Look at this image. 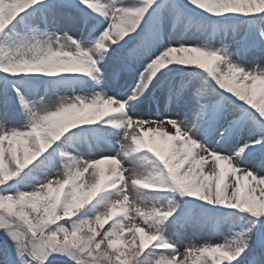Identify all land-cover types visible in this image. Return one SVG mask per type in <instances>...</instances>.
<instances>
[{"label":"snow or ice","instance_id":"snow-or-ice-1","mask_svg":"<svg viewBox=\"0 0 264 264\" xmlns=\"http://www.w3.org/2000/svg\"><path fill=\"white\" fill-rule=\"evenodd\" d=\"M261 185L264 0H0V264H264Z\"/></svg>","mask_w":264,"mask_h":264},{"label":"rangeland","instance_id":"rangeland-1","mask_svg":"<svg viewBox=\"0 0 264 264\" xmlns=\"http://www.w3.org/2000/svg\"><path fill=\"white\" fill-rule=\"evenodd\" d=\"M72 34L76 35L78 33L75 32V31H72ZM197 42L198 43H209L210 42V43H212V45L214 47H222V46H225V45H227L230 48L233 47V40H232L231 37H225V38L213 37L211 39V41L200 39ZM177 55H180V54H177ZM131 84H132V82L129 81V85H131ZM111 88H112V86L109 85L107 87H104L103 90L105 92H109V94H112L111 91H110ZM92 90L93 89H92L91 83H89L88 85L84 86L83 88L76 87L75 91H73V89H71V88L60 89L58 95L55 94V93H49L45 97V102L48 103L49 106H53L59 101V99L61 97H69L70 98L73 95H81V94L90 96ZM100 90H101L100 87H96L95 88V91H100ZM115 91L119 92L120 94H123L124 90L117 88V89H115ZM151 96H152V90L150 89L148 93H145V97L142 98L143 103L141 104L140 109H139L140 113L147 114L149 112L150 108H151V110L153 112L155 111L156 104L151 101ZM148 138L151 139L154 142V144L158 148H160L161 150H163L165 148V144H164L163 138H162V140L159 143H157L154 140V136L151 135V134L149 135ZM77 143L80 145V149H79L80 150V154L83 156L84 159H89V158H91L93 156L101 155V154H113V153L109 152V150L107 149V146H103L101 148H95L94 150H90L89 149V144L92 143V141L90 139L89 140L78 141ZM117 151H118V148H117ZM241 166L242 167H246V168L254 167V165L251 162L248 163V164H243L242 163ZM110 167H111V165H109L107 163L100 165V168L104 169V170H107ZM124 167L131 168L132 165H129V164L125 163ZM209 167H211V162H209L206 165L205 170L207 171V168H209ZM90 173H91V170H90ZM90 173L85 175V177H84L85 183H90L91 180L93 179V177L91 176ZM125 176L127 177L128 173H125ZM242 183L244 185H248L250 183V181L245 180ZM259 187H264V185H261ZM146 191H150V190H146ZM169 200H174V201L178 202L180 204L179 211L184 213L186 217H188V218H197L199 216L198 210H193L192 208H190L188 206H185L184 202L182 200H180L178 195L174 196L173 194L169 193L166 196L161 197L159 199V203L161 205H167ZM109 223H111V222H109ZM107 226L108 225H105V227H107ZM245 227H247L245 219H239V220H235V221H233L232 219H225L223 221V226H222L221 231H216V232H212V233L202 234L201 237H200L201 239L196 240L194 242L198 243V244L202 243L204 240H207L209 242H221L225 238V236L229 235V230L230 229H234L235 231H241ZM126 235L130 236L131 234L128 233ZM180 246L181 247L183 246V242H181ZM241 259H243V258H241ZM69 264H71V262H69ZM238 264H239V262H238Z\"/></svg>","mask_w":264,"mask_h":264},{"label":"bare ground","instance_id":"bare-ground-1","mask_svg":"<svg viewBox=\"0 0 264 264\" xmlns=\"http://www.w3.org/2000/svg\"><path fill=\"white\" fill-rule=\"evenodd\" d=\"M147 114H148V113H147ZM167 130H168V132H170L171 134H175V130L172 129L170 125L167 126ZM154 140H155L157 143H159V142L162 140V138H161L160 136L157 135V136H154Z\"/></svg>","mask_w":264,"mask_h":264}]
</instances>
